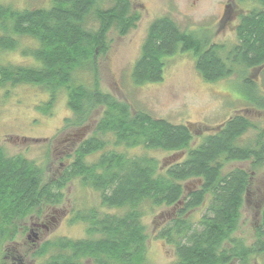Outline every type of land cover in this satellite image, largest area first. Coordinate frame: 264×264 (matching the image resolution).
I'll return each instance as SVG.
<instances>
[{"label":"trees","instance_id":"1","mask_svg":"<svg viewBox=\"0 0 264 264\" xmlns=\"http://www.w3.org/2000/svg\"><path fill=\"white\" fill-rule=\"evenodd\" d=\"M125 1L115 0L107 10L97 7L99 0H52L48 9L24 11L0 4V53L16 51L20 39L35 44L23 52L30 57V64L0 63V87H41L50 95L44 111L65 91L68 107L79 116L78 121L84 117L86 104L104 106L95 135L80 144L74 163L46 185L37 164L22 156L6 158L0 150V241L19 218L43 206L61 203L63 188L79 179L100 194L102 208L120 212L97 223L100 240H59L44 245L37 252L38 258L47 256L44 264H83L104 255L115 264H144L146 234L142 221L147 212L162 208L176 212L158 234V239L174 246L178 262L173 264H235L237 259L244 264L254 254L264 264V244L245 250L244 255L240 243H234L230 252L229 247L220 251L238 229L249 192L246 171L234 169L222 175L227 163L245 162L255 154L252 144L243 146L240 141L251 130H257L246 115L227 119L215 133L205 135L198 146L190 149L193 132L189 126L174 125L139 111L132 116L129 104L77 82L78 72L95 71L99 54L106 50L110 28L117 25L125 35L137 20V15L128 16ZM257 1L260 8L241 17L237 29L240 44L228 58L221 55V46L195 41L170 18L155 21L135 65L134 82L161 81L163 59L179 51L192 53L201 77L211 84L230 78L239 66H263L264 0ZM243 81L250 91L257 88L254 81ZM263 99L249 98L248 103L262 106ZM152 151L174 155L160 163L150 156ZM96 155L93 163H85L84 157ZM189 181L200 185L186 194L185 184ZM207 195L210 201L206 213L195 226L187 220V214L201 207ZM258 233L264 235V208Z\"/></svg>","mask_w":264,"mask_h":264},{"label":"rangeland","instance_id":"2","mask_svg":"<svg viewBox=\"0 0 264 264\" xmlns=\"http://www.w3.org/2000/svg\"><path fill=\"white\" fill-rule=\"evenodd\" d=\"M99 1L97 7L103 10L115 4V0ZM51 2L0 0V4L18 11L48 9ZM123 4L128 6V16L137 15V20L125 35L120 33L117 25L110 28L106 33V50L99 54L95 71L78 72L77 82L129 104L132 116L139 111L154 119L189 126L193 132L190 149L198 146L205 135L215 133L227 119L246 115L257 130H251L240 141L243 146L252 144L255 154L245 162L227 163L222 175L234 169L246 171L250 177L249 192L240 211L238 229L220 251L229 247L230 252L234 243L242 245L243 255L245 250L259 248L264 244V235L258 233L264 208V99L262 106L248 102L249 98L252 101L255 97L264 98V65L254 69L239 66L230 78L211 84L201 77L192 53L179 51L163 59L161 81L136 84L133 79L135 65L142 57L143 46L155 21L170 18L181 32L190 34L195 41L221 46V55L228 58L240 44L237 29L241 17L259 9L258 1L126 0ZM34 46L33 41L20 39L16 51L0 53V63L26 66L30 64V57L24 56L23 52ZM243 80L254 81L257 88L250 91ZM67 100L66 92L62 91L53 106L44 111L50 103V95L41 87L27 84L0 87V150L6 158L22 156L37 164L42 170L44 185L57 179L74 163L80 143L95 135L94 130L103 115L104 106L86 104L84 117L78 121L79 116L69 109ZM99 137L105 140L102 135ZM127 153L131 155V150ZM173 155L163 151L150 152V156L160 163ZM97 157H84V161L90 164ZM199 185L196 181L187 182L186 194L195 191ZM62 196L61 203L56 206H43L16 221L7 237L0 241V264H44L47 256L38 258L37 252L46 244H55L59 240H100L101 234L95 229L97 223L120 212L102 208L100 194L79 179L68 182ZM209 201L207 195L201 207L187 214V220L197 226ZM175 213L173 208H162L144 215V264L178 262L174 246L158 239L160 230ZM239 262L237 259L235 264ZM83 264L115 263L104 255L87 259ZM244 264H262V260L254 254L246 258Z\"/></svg>","mask_w":264,"mask_h":264},{"label":"flooded vegetation","instance_id":"3","mask_svg":"<svg viewBox=\"0 0 264 264\" xmlns=\"http://www.w3.org/2000/svg\"><path fill=\"white\" fill-rule=\"evenodd\" d=\"M76 137H77V136H76ZM81 143H82V142H81ZM81 143H80V144H81Z\"/></svg>","mask_w":264,"mask_h":264}]
</instances>
